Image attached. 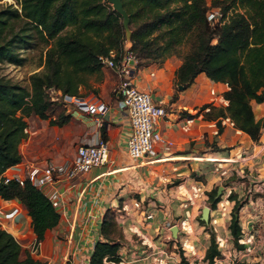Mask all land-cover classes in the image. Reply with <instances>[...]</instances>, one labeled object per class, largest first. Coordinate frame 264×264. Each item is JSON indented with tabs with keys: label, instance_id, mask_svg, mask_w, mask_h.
<instances>
[{
	"label": "crops",
	"instance_id": "0c3cea01",
	"mask_svg": "<svg viewBox=\"0 0 264 264\" xmlns=\"http://www.w3.org/2000/svg\"><path fill=\"white\" fill-rule=\"evenodd\" d=\"M129 44L130 40L126 41L125 47ZM181 61V56L170 54L161 61L149 60L138 66L134 61L130 67V81L148 88L154 99L162 101L164 114L156 129L167 144L157 143V156L152 159H133L126 151L128 117L114 90L121 76L108 67H102L99 90L93 93L108 104L103 114L92 116L71 109V115H75L62 125L50 124L38 116L41 128L37 121L28 124L30 133L24 148H20L25 160L63 163L74 156L78 143L92 142L102 135L108 145L104 163L70 182L58 184L62 191L61 202L56 206L59 219L45 231L36 251L31 250L35 233L26 206L17 198L0 196L1 226L41 264H86L94 243L103 239L100 224L107 208L114 213L122 231L116 250L119 264H186L180 262L181 253L184 260L204 255L210 242L207 227L212 226L216 238L224 225L227 230L223 234L230 237L226 224L231 214L225 215L226 207L221 205L226 204L231 188L237 198L242 191L230 184L233 180L225 185L221 178L232 173L249 177L256 173V185L264 189V127L256 141L225 116L221 118L222 129L215 132L216 119L205 115L208 106H200L207 102L226 104L222 92L227 85L199 71L189 84L179 88L175 70ZM254 102L261 112L255 113L258 118L264 114V102ZM218 186L221 193L214 208L209 205L207 191L216 187L217 193ZM136 199L141 206H135ZM204 205L209 206L207 220L201 218ZM13 206L19 208L18 212L13 217L6 216ZM149 211L151 216L147 217L145 212ZM238 216L241 227L244 219L249 223L264 221V192L243 203ZM173 224L177 226L175 234L171 231ZM257 231H253L255 235ZM261 232L264 233V225ZM262 249L250 246L249 253H254L255 261L261 256L255 254Z\"/></svg>",
	"mask_w": 264,
	"mask_h": 264
},
{
	"label": "trees",
	"instance_id": "16d2710c",
	"mask_svg": "<svg viewBox=\"0 0 264 264\" xmlns=\"http://www.w3.org/2000/svg\"><path fill=\"white\" fill-rule=\"evenodd\" d=\"M216 2V1H215ZM129 15L130 44L121 16L107 0H15L0 6V61L20 63V49L32 46L34 40L45 45L43 70L29 74L30 89L0 75V174L22 158L20 141L27 134V117L35 114L49 118L50 124L69 121L71 112L61 110L49 116L51 87L62 94H79L95 74L102 78L100 54L115 50V60L130 52L136 65L149 60L161 61L170 54L181 56L175 70L176 83L189 84L199 71L227 87L222 95L226 104L208 106L205 115L216 119L217 132L221 118L229 116L234 126L257 140L264 127V114L255 117L252 100L264 102V0H230L219 6L228 18L211 26L206 0H122ZM232 8V11H229ZM216 36V40L212 38ZM186 44V48L183 47ZM175 94H173V97ZM211 108V109H210ZM211 112V113H210ZM104 138V136L102 135ZM209 205L214 207L220 196L216 187L207 191ZM0 196L17 198L31 217L35 239L41 240L48 228L57 224L59 212L52 201L26 180L4 182L0 177ZM229 230L237 248L241 226L238 219L240 201L234 192ZM100 231L103 239L94 243L86 264H102L104 255L118 259L117 247L122 231L110 208L104 211ZM220 250L213 232L203 258L212 264ZM180 262L184 261L181 253ZM0 264H41L15 236L0 224ZM232 264H264L236 261Z\"/></svg>",
	"mask_w": 264,
	"mask_h": 264
},
{
	"label": "built area",
	"instance_id": "2783aa9c",
	"mask_svg": "<svg viewBox=\"0 0 264 264\" xmlns=\"http://www.w3.org/2000/svg\"><path fill=\"white\" fill-rule=\"evenodd\" d=\"M206 18L211 26L220 25L227 20L228 12L223 13L219 6H211L206 12ZM214 37L216 38V36ZM114 57L115 50L113 49L108 54L98 55L102 67L111 68L121 76L114 90L119 96L121 105L128 117L129 132L126 138V151L133 159H152L157 156V143L165 146L167 144L166 139L156 129L158 120L164 114L162 101L154 99L148 88L138 87L130 81V67L132 62H136L130 52L123 54L118 60H115ZM49 91L53 93H49L50 98H61L65 102L68 111L79 110L96 116L97 114H103L108 108L106 101L93 94L88 96L62 94L60 89L53 87ZM67 103H72V110L67 106ZM215 132H217V129ZM107 155V142L105 138L99 136L95 141L78 143L75 147L74 156L66 162H36L21 158L19 161L7 166L1 172L0 177L4 182L11 179L18 181L20 184H23L26 180L30 181L43 191L56 207L62 199V191L58 184L60 182H70L78 174L104 163ZM134 204L135 206H141L140 200L137 199ZM18 210L19 208L13 206L6 211L5 215L13 217ZM145 214L147 217L151 216L150 211L145 212ZM168 225L169 223H167V227ZM40 242L41 240L34 239L31 250L36 251ZM217 256L219 255L214 256L212 264L220 263ZM201 257L203 258V256ZM203 260L204 263L202 264H208L207 259L203 258ZM118 261L111 254L104 255L102 258V264H119ZM236 261V259L231 260L226 264H232Z\"/></svg>",
	"mask_w": 264,
	"mask_h": 264
},
{
	"label": "rangeland",
	"instance_id": "374dc122",
	"mask_svg": "<svg viewBox=\"0 0 264 264\" xmlns=\"http://www.w3.org/2000/svg\"><path fill=\"white\" fill-rule=\"evenodd\" d=\"M10 2L15 4V0H0V6L5 5L7 3H10ZM206 2H208L207 4H210L211 6H213V2L220 4L221 6H224L225 4H228L230 2V0H206ZM210 7H209V9H210ZM207 10H208V8H207ZM207 10H206V12H207ZM232 10H233L232 8H229V11H232ZM215 40H216V38L214 37L213 41H215ZM126 41H129V40H127V38H126ZM34 42L35 43H33L32 46H28V47H24V48L20 49V55L22 56V61L20 63H14V62L6 61V60L0 61V75L9 78L12 81L19 82L20 84H22V85H24L30 89L29 74L32 71L43 70V68H44L43 60H44V55H45V53H44L45 52V45L41 42L36 41V40H34ZM183 47L186 48V44H183ZM102 71H103V69H102ZM102 76H103V74H102ZM101 79L98 80L94 73L89 75V77H88L89 83L83 84L79 87V94L88 96V95H92L93 93L97 92L99 90V84L98 83H99V81H101ZM111 92L114 93V90H111ZM50 94H53V93L50 92ZM50 100H52L53 103H51V106L49 108V116L53 117V116L57 115L61 110H64V112L66 111V106H65L66 104L61 98L55 97L52 99L50 98ZM67 104H68L67 106H69L70 109H73L72 103H67ZM255 105H256V103L253 100L252 101V106L254 107L253 111H254V114L256 113V115H258L261 112H258L259 110L255 108ZM73 115H75V114H72L70 117H73ZM46 120L49 121V118H46ZM34 121H37L39 123L38 128H41L42 125L40 124V120L38 119L37 115L31 114L27 117L28 124H33ZM47 121H45V122H47ZM71 125H73V123H71ZM71 125H69V126H71ZM31 130H32L31 131V133H32L34 130L33 129H31ZM262 130H263V127L261 128V131ZM29 133H30V131L27 130L26 137ZM26 137L20 141L19 148H21V149L24 148V146H25L24 140L26 139ZM258 139H259V137H258ZM258 139L256 141H258ZM21 155H22V152H21ZM258 163L262 164L261 159H259ZM244 172H245V170L242 173H244ZM256 177H257L256 173H253V175L251 177L245 176V174L241 175V173H232L227 178H221L220 181L222 183H224L225 185L234 184L235 188H238L239 191H242V195L238 198L240 203H241L240 204V206H241L243 203L248 202L251 197H254L256 194H259V192H264V189H261L258 185H256L257 182H259V180ZM229 180H233L234 182L228 184ZM245 180L248 181L247 184L244 183ZM230 192H234L232 188L228 192V194ZM228 194H227L228 200H226V204L221 205L222 208L226 207L223 210L225 215L231 214V208H232V205L234 202L233 199L228 197ZM216 207H217V204H215L214 208H216ZM218 209H220V206H218ZM218 212H219V210H218ZM238 219H239V216H238ZM229 220H230V217L227 219V224H226L228 229H229V226H228ZM242 223H244V225H245V226L242 225L241 234L239 236V241L243 243L242 248H237L235 246L231 234H230L229 238L223 234V232H225L227 229L224 225L222 226V228L224 230L221 229L220 230L221 235L217 236L215 238L216 242H217V247L220 250V253L218 254L219 256H217L220 263H217V264H226V263L230 262L231 260H235V259L237 261H243L244 260V261H247L250 263H263L264 262V233L261 232L262 227L264 225V221L256 219V220H251V222L249 223V221H246L244 219L242 221ZM247 225H249V226L252 225V227L254 229L250 228ZM211 227H207V230L209 231V233L212 230ZM255 230H259V231H257L256 235H255V232H253ZM213 233H214V231H213ZM226 243H228L227 246H226ZM250 246L256 247L258 249L263 248L261 250L262 252H260L259 254H255V255H261L260 258H258L256 261H255V259H253L254 253H249ZM189 249L190 248H188L187 250H189ZM198 260L201 262L203 260V258L201 256H199V257L197 256L195 258L189 257V260L187 259L184 261L186 264L188 262L190 264H197L196 262ZM213 260H214V257H213ZM184 261H182V263ZM201 264H202V262H201Z\"/></svg>",
	"mask_w": 264,
	"mask_h": 264
},
{
	"label": "water",
	"instance_id": "95a60500",
	"mask_svg": "<svg viewBox=\"0 0 264 264\" xmlns=\"http://www.w3.org/2000/svg\"><path fill=\"white\" fill-rule=\"evenodd\" d=\"M107 1L111 4L112 8L120 14L122 19V25L125 31V36L127 40H129L131 33V29L129 27V15L126 8L123 6L122 0H107ZM184 85L185 84L179 83L178 87L182 88ZM220 193H221V186H218L216 196H218ZM208 212H209V206L204 205L202 207L201 218L207 220ZM176 230H177V226L173 224L171 227L172 233L175 234Z\"/></svg>",
	"mask_w": 264,
	"mask_h": 264
},
{
	"label": "bare ground",
	"instance_id": "6f19581e",
	"mask_svg": "<svg viewBox=\"0 0 264 264\" xmlns=\"http://www.w3.org/2000/svg\"><path fill=\"white\" fill-rule=\"evenodd\" d=\"M212 157V156H211Z\"/></svg>",
	"mask_w": 264,
	"mask_h": 264
}]
</instances>
